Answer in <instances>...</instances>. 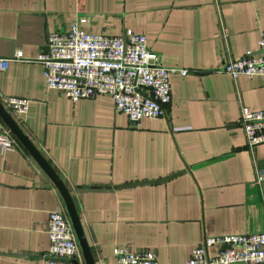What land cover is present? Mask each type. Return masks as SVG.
<instances>
[{"label": "crops", "instance_id": "1", "mask_svg": "<svg viewBox=\"0 0 264 264\" xmlns=\"http://www.w3.org/2000/svg\"><path fill=\"white\" fill-rule=\"evenodd\" d=\"M83 18L90 34L144 35L163 67L188 71L170 75L161 117L134 126L107 96L72 102L46 88L47 36ZM262 32L264 0H0V103L29 101L10 115L70 192L95 264L113 263L115 248L186 264L206 238L264 231V144L249 148L240 122L242 107L264 110V84L222 71L256 52ZM59 208L22 145L0 149V264H40Z\"/></svg>", "mask_w": 264, "mask_h": 264}, {"label": "built area", "instance_id": "2", "mask_svg": "<svg viewBox=\"0 0 264 264\" xmlns=\"http://www.w3.org/2000/svg\"><path fill=\"white\" fill-rule=\"evenodd\" d=\"M85 18L72 23L65 33H50L37 60L41 63L45 86L56 90L72 102L104 95L113 101L115 110L134 125L144 118L163 115L171 101L169 77L173 73L188 74L185 69H168L158 55L147 46L146 37L131 30L123 37H108L85 32L80 25ZM21 54L17 53L16 58ZM8 60L0 59V71ZM222 71L236 79L259 77L264 84V32L260 34L256 52H246L228 60ZM2 106L17 117L27 114L29 101L7 97ZM240 122L249 148L264 144V110L250 111L242 107ZM17 141L0 118V149L14 151ZM255 182L264 183V168L256 169ZM49 247L40 264H83L73 229L63 208L48 214ZM218 246L215 256L208 248ZM114 262L99 264H159L152 251L136 252L115 248ZM186 264H264V231L206 238L197 245Z\"/></svg>", "mask_w": 264, "mask_h": 264}, {"label": "water", "instance_id": "3", "mask_svg": "<svg viewBox=\"0 0 264 264\" xmlns=\"http://www.w3.org/2000/svg\"><path fill=\"white\" fill-rule=\"evenodd\" d=\"M0 118L6 125V127L10 130V132L14 135V137L17 139V141L22 145V147L27 151V153L32 157L35 163L46 174V176L50 179L54 187L57 189L62 200L65 213L73 229L84 264H95L76 206L67 187L65 186L61 178L52 169V167L48 164L45 158L41 155V153L31 143L28 137L23 133L18 124L7 112V110L2 106L1 103Z\"/></svg>", "mask_w": 264, "mask_h": 264}]
</instances>
